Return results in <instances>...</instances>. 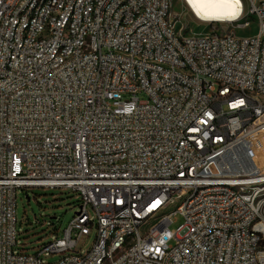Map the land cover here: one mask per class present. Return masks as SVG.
Listing matches in <instances>:
<instances>
[{"label":"built area","instance_id":"1","mask_svg":"<svg viewBox=\"0 0 264 264\" xmlns=\"http://www.w3.org/2000/svg\"><path fill=\"white\" fill-rule=\"evenodd\" d=\"M242 1L255 36L185 35L172 0H0V264H264V0ZM34 188L78 211L17 251Z\"/></svg>","mask_w":264,"mask_h":264},{"label":"rangeland","instance_id":"2","mask_svg":"<svg viewBox=\"0 0 264 264\" xmlns=\"http://www.w3.org/2000/svg\"><path fill=\"white\" fill-rule=\"evenodd\" d=\"M171 16L176 21L178 31L182 30L185 35L233 33L238 37H251L259 31L258 22L248 15L246 16L250 20V27L244 29L235 27L233 23L217 24L214 27L212 24L199 22L182 0H172ZM76 196L77 193L72 190L20 189L17 195L18 243L16 250H21V247L27 244V248L33 253V248L62 237L78 211L79 199ZM262 213L264 219V206ZM176 220L170 226L172 229L177 228L182 222L180 216ZM96 231L97 227H94L91 237L80 242L79 248H82L83 255L92 249L96 241ZM59 258V256L48 255L43 260L52 263Z\"/></svg>","mask_w":264,"mask_h":264},{"label":"bare ground","instance_id":"3","mask_svg":"<svg viewBox=\"0 0 264 264\" xmlns=\"http://www.w3.org/2000/svg\"><path fill=\"white\" fill-rule=\"evenodd\" d=\"M196 20L203 23H234L242 16V0H182ZM260 167L264 170V152L259 158ZM264 227V223H263Z\"/></svg>","mask_w":264,"mask_h":264},{"label":"water","instance_id":"4","mask_svg":"<svg viewBox=\"0 0 264 264\" xmlns=\"http://www.w3.org/2000/svg\"><path fill=\"white\" fill-rule=\"evenodd\" d=\"M28 200H29V197H28Z\"/></svg>","mask_w":264,"mask_h":264},{"label":"snow or ice","instance_id":"5","mask_svg":"<svg viewBox=\"0 0 264 264\" xmlns=\"http://www.w3.org/2000/svg\"><path fill=\"white\" fill-rule=\"evenodd\" d=\"M237 2H238V0H237Z\"/></svg>","mask_w":264,"mask_h":264}]
</instances>
